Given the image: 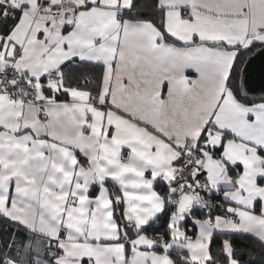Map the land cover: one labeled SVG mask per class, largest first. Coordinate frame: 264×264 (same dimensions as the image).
<instances>
[{"label":"snow or ice","instance_id":"obj_1","mask_svg":"<svg viewBox=\"0 0 264 264\" xmlns=\"http://www.w3.org/2000/svg\"><path fill=\"white\" fill-rule=\"evenodd\" d=\"M256 54L264 0H0V264H249Z\"/></svg>","mask_w":264,"mask_h":264},{"label":"water","instance_id":"obj_2","mask_svg":"<svg viewBox=\"0 0 264 264\" xmlns=\"http://www.w3.org/2000/svg\"><path fill=\"white\" fill-rule=\"evenodd\" d=\"M241 94L258 100L264 96V55L256 54L249 58L244 74L240 77Z\"/></svg>","mask_w":264,"mask_h":264},{"label":"trees","instance_id":"obj_3","mask_svg":"<svg viewBox=\"0 0 264 264\" xmlns=\"http://www.w3.org/2000/svg\"><path fill=\"white\" fill-rule=\"evenodd\" d=\"M154 2L155 0H141V3H145L147 5H151ZM88 71H95L98 74L100 69H88ZM11 227V225H8L4 222L3 218H0V244L8 239L9 231H6V229H11ZM150 231H155V229ZM219 239L220 238L218 237L217 242H219ZM235 246L237 249H239L240 258L244 259L245 261H249V257L254 258L249 261V264H264V247L256 243L255 240L249 239L246 236L237 237L235 240Z\"/></svg>","mask_w":264,"mask_h":264},{"label":"crops","instance_id":"obj_4","mask_svg":"<svg viewBox=\"0 0 264 264\" xmlns=\"http://www.w3.org/2000/svg\"><path fill=\"white\" fill-rule=\"evenodd\" d=\"M185 74L189 76L191 79L199 78V73H197L194 69H187ZM165 94H166V89H165Z\"/></svg>","mask_w":264,"mask_h":264}]
</instances>
